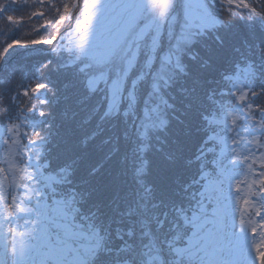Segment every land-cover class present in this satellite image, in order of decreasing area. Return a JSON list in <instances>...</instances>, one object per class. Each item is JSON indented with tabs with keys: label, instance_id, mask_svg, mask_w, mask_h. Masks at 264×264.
Wrapping results in <instances>:
<instances>
[{
	"label": "snow or ice",
	"instance_id": "snow-or-ice-1",
	"mask_svg": "<svg viewBox=\"0 0 264 264\" xmlns=\"http://www.w3.org/2000/svg\"><path fill=\"white\" fill-rule=\"evenodd\" d=\"M33 18L0 47V264H264V0H0V37Z\"/></svg>",
	"mask_w": 264,
	"mask_h": 264
},
{
	"label": "trees",
	"instance_id": "trees-1",
	"mask_svg": "<svg viewBox=\"0 0 264 264\" xmlns=\"http://www.w3.org/2000/svg\"><path fill=\"white\" fill-rule=\"evenodd\" d=\"M41 10H43V9H41ZM39 23H42V21H39V20L33 18V20L31 21L30 25H26L24 27L23 31L18 33L17 35L12 36V37H8V38L0 37V47L4 46L5 41L11 42V39H13V38H21V39H23V38H27L29 36H33L34 34L32 32V28L33 27H37L39 25ZM41 33L46 35V36L48 35L47 33H44L42 29H41ZM44 47L47 48V47H50V46H44ZM41 82H43V81H41ZM22 90L23 89H21V91Z\"/></svg>",
	"mask_w": 264,
	"mask_h": 264
},
{
	"label": "rangeland",
	"instance_id": "rangeland-1",
	"mask_svg": "<svg viewBox=\"0 0 264 264\" xmlns=\"http://www.w3.org/2000/svg\"><path fill=\"white\" fill-rule=\"evenodd\" d=\"M252 219H254V220H258L259 218H258V217H252Z\"/></svg>",
	"mask_w": 264,
	"mask_h": 264
}]
</instances>
